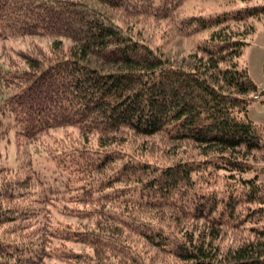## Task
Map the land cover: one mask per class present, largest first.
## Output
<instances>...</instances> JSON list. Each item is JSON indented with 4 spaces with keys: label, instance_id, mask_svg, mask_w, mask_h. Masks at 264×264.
Listing matches in <instances>:
<instances>
[{
    "label": "trees",
    "instance_id": "1",
    "mask_svg": "<svg viewBox=\"0 0 264 264\" xmlns=\"http://www.w3.org/2000/svg\"><path fill=\"white\" fill-rule=\"evenodd\" d=\"M186 1L0 0V39L53 38L52 56L0 61V138L13 132L35 141L66 127L82 137L47 151L51 175L34 169L1 179L0 264H153L158 253L182 264H264V124L248 116L264 90L243 60L264 21V0L188 14ZM145 19L201 38L172 60L128 27ZM160 134L192 144L197 157L162 164L124 146L129 137ZM54 199L85 206L99 223L81 230L44 223L31 239L6 234L3 226H22ZM164 212L178 232L152 217ZM189 220L196 223L183 225ZM227 234L238 241L222 246ZM50 239L86 249H57Z\"/></svg>",
    "mask_w": 264,
    "mask_h": 264
},
{
    "label": "rangeland",
    "instance_id": "2",
    "mask_svg": "<svg viewBox=\"0 0 264 264\" xmlns=\"http://www.w3.org/2000/svg\"><path fill=\"white\" fill-rule=\"evenodd\" d=\"M239 0H187L183 6L184 13H201L213 12L228 9L233 6L240 5ZM126 24V22H122ZM133 32L138 34L142 39L146 40L153 47H159L165 56L172 60H181L193 48L194 43L201 38L198 35L193 38H184L175 34L171 28V24L167 20L145 19L129 24L128 26ZM53 38L47 36H25L11 37L0 39V61L12 66L23 65L24 56H46L51 54ZM70 42L64 40L62 47L63 53L66 55ZM59 54V53H58ZM243 60L246 63L251 78L259 85L260 90H264V21L257 24V31L253 35L251 44L248 45L243 54ZM250 96L254 97V94ZM1 100V98H0ZM248 116L256 123L264 124V92L256 96L249 104ZM82 137L78 129L74 127L56 128L50 130L40 138L26 140L17 138L13 132L8 136L0 138V181L1 179L13 180L23 178L31 174L35 169L42 173L51 175V160L48 158L47 151L57 149L59 147H68L80 143ZM92 143L96 142V136H91ZM124 146L129 151L138 156H142L154 162L162 164H170L179 159L188 157H197L198 153L190 143H172L164 135H155L152 137H129ZM264 164V163H263ZM264 181V174L261 176ZM31 200L16 201L20 207L27 206ZM69 206L66 207L64 202ZM63 201L54 199L44 205L40 213L35 217L27 218L22 226L19 224H6V234L10 238H32L33 231L38 227L47 223L49 227H57L64 229L96 227L98 222L97 215H84L81 208L83 205L71 203L64 199ZM155 221L162 224L170 225L178 232L172 217L168 212H164L162 217L159 215L152 216ZM186 223V224H185ZM196 223L189 220L183 225H191ZM19 225V226H18ZM181 225V224H180ZM198 228H202V223L198 221ZM182 227V225H181ZM239 236V235H238ZM239 237L245 238L242 234ZM130 241L142 251L146 257L154 256L155 248L148 246L138 236L131 235ZM238 241V237L232 235H224L221 245H229ZM50 247H58L57 249H73L80 251L86 249L82 244L63 242L60 239H50ZM88 249V248H87ZM153 260V264H182L174 257L159 254ZM50 264H63L57 259H49Z\"/></svg>",
    "mask_w": 264,
    "mask_h": 264
}]
</instances>
